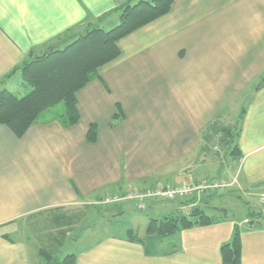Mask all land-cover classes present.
Wrapping results in <instances>:
<instances>
[{
  "label": "crops",
  "instance_id": "0c3cea01",
  "mask_svg": "<svg viewBox=\"0 0 264 264\" xmlns=\"http://www.w3.org/2000/svg\"><path fill=\"white\" fill-rule=\"evenodd\" d=\"M125 1L0 0V86L30 51L42 54L58 44L59 36L83 32ZM173 1L168 14L122 38L121 55L99 68L101 78L78 91L79 123L65 127L55 118L39 120L22 137L0 124V264H37L35 257L43 263L27 234L28 220L40 211L89 206L130 188L175 186L223 175L232 185L181 201L147 202L144 211H156L151 219L189 213L195 207L222 212L208 225L171 235V249L159 248L166 238L131 241L130 226L126 235H106L82 245L77 263L221 264V246L238 231L242 263L264 264V206L258 202L264 189V0ZM114 14L103 22L112 23ZM246 87H251L248 103L236 138L230 140L235 141L230 155L236 172L230 169L212 177L197 171L196 177L178 181L177 176L189 175L188 152L197 148L200 157L208 144L219 148L202 142L209 114H198L186 125L170 123L165 103L169 107L170 99L237 98ZM117 103L126 115L113 128ZM93 122L98 124V138L91 143L87 132ZM214 157L218 161V152L205 154L206 159ZM210 163L212 170L215 165ZM227 194L247 206L243 224L228 216L224 202L215 203ZM132 205L138 209L136 202L128 201L113 213L122 214ZM142 223L148 225V220Z\"/></svg>",
  "mask_w": 264,
  "mask_h": 264
},
{
  "label": "trees",
  "instance_id": "16d2710c",
  "mask_svg": "<svg viewBox=\"0 0 264 264\" xmlns=\"http://www.w3.org/2000/svg\"><path fill=\"white\" fill-rule=\"evenodd\" d=\"M173 3V0H126L115 9L98 16L83 32L70 31L59 36L54 49L49 50V47L42 54L30 51L28 56L5 76L9 78L19 72L22 84L29 87L30 91L19 96L6 88H0V124L6 125L18 137H22L32 125L41 120L47 109L61 102L64 104V111L57 113L54 118L65 127L79 123L81 116L78 91L92 80L101 78L99 68L121 55L118 42L122 38L168 14ZM112 13H118L119 23L107 29L102 22ZM125 115L123 107L117 103L110 125L113 128L119 126ZM87 138L91 143L97 141V123L90 124ZM111 205L94 206L99 209L102 207L98 210V214H102L106 210L116 209L120 204ZM188 214L151 219L146 228L148 240H163L180 229L208 225L213 220L200 207L193 208ZM38 215L45 216L42 221L45 232L42 231V235L51 245V248H39L45 264H78L76 253H67L59 258L52 247L62 244L69 237L87 216V209L75 211L56 207L40 211L31 217ZM128 238L131 241H144L133 229L128 231ZM221 264H243L242 241L238 231L232 241L221 246Z\"/></svg>",
  "mask_w": 264,
  "mask_h": 264
},
{
  "label": "rangeland",
  "instance_id": "374dc122",
  "mask_svg": "<svg viewBox=\"0 0 264 264\" xmlns=\"http://www.w3.org/2000/svg\"><path fill=\"white\" fill-rule=\"evenodd\" d=\"M113 22L110 20L108 22H102L103 26L107 29H110L116 26L119 23V15L118 13L114 14L112 17ZM20 73L17 76H12L9 81L3 83L0 88H6L10 91H13L19 96L26 95L30 91V88L22 84V80L20 77ZM194 82V77L191 78V84ZM251 87H246L245 91L242 92L237 98H179L174 102L170 103L169 107L165 103V109L163 111L168 113L170 119L168 120L170 123L181 121L182 125H186L189 121H194L195 117L198 114H209V119L211 123L208 127L202 129V142L203 143H215L218 151H216L213 145L208 144V148L204 151L200 157H197L198 149L196 148L192 152H188L185 159L188 164V176L183 173L180 176H177L178 181H182V179H190L196 177L197 171H202L201 175H211L212 177H217L218 175L226 174L230 169H234L236 172V160L231 159L230 151L233 149L234 142H230V140L236 138V134L238 132L241 115L243 110L246 108L249 98V92L251 91ZM150 104V103H147ZM157 110L161 111L162 109L157 108ZM64 111V104L58 103L56 106L47 109L43 114L41 120L54 119L57 113H62ZM167 121V120H166ZM165 121V122H166ZM166 127V125H165ZM216 129H219V133H215ZM215 152H218V161L216 157L214 158H205V154L214 155ZM197 157V158H196ZM201 158H203V163L201 164ZM179 161V160H178ZM178 161L176 163H178ZM211 161H213L214 168L211 170L209 167L211 166ZM221 164V165H219ZM237 167V166H236ZM199 169V170H196ZM180 174V173H179ZM226 177L223 175V177ZM218 178V179H220ZM211 179V178H208ZM228 181V180H227ZM230 182V181H229ZM162 186V185H159ZM124 188L129 187V184L124 183ZM151 187L145 186L143 188H130L129 190L138 189L142 190L144 188ZM127 190V191H129ZM111 191V190H110ZM126 191V192H127ZM117 193V192H116ZM125 193V192H124ZM114 194V193H113ZM107 194L101 199L92 201V205H96L97 201L103 200L108 195ZM123 194V193H122ZM128 202V201H125ZM225 203V207L228 209V216L231 218H237L240 224L244 223V216L247 212V206L245 203L238 197H232L230 195H224L223 198L219 199L215 203ZM259 202V201H258ZM173 203V201H169L168 204ZM130 204V203H129ZM132 204V203H131ZM92 205H83L78 204L74 206H70L71 210H86L87 216L84 220L72 231L67 239L63 241L62 244H56L53 246V251L57 253L59 258H62L67 253H76L80 247L84 244L90 243L95 238H102L106 235H126L127 229L134 228V232L140 238H142L146 243L149 242L146 236V229L148 225H144L143 220L147 219L148 224L150 223V219L152 214L154 215L156 211H140L134 205L132 208L126 209L122 214H114L115 210L109 209V214L106 215H96L98 210L102 209V207L96 208V206ZM107 205V204H106ZM111 205V204H109ZM212 206L214 203L211 204ZM112 206V205H111ZM108 206V207H111ZM155 206V205H154ZM86 208V209H85ZM206 213L211 217H219L222 212L217 211L215 209H207ZM188 214V212L182 211L180 214L174 213V215L183 216ZM189 215V214H188ZM232 215V216H231ZM238 216V217H237ZM163 217V216H162ZM45 216H36L28 220L27 226V234L30 237V247L36 253L37 250L41 247H49L51 245L45 241L43 238L42 231L45 232L44 227L42 226V221ZM142 221V222H141ZM137 224V225H136ZM128 225V226H127ZM43 227V228H42ZM82 229V230H81ZM145 229V230H144ZM77 233H80L81 239H75ZM44 240V241H43ZM175 239L171 236L167 237L165 241L159 246L162 251H166L171 249L175 244ZM158 248V250H159ZM42 256V255H41ZM43 263L45 264V260L42 256ZM35 261L38 264V259L35 257Z\"/></svg>",
  "mask_w": 264,
  "mask_h": 264
},
{
  "label": "built area",
  "instance_id": "2783aa9c",
  "mask_svg": "<svg viewBox=\"0 0 264 264\" xmlns=\"http://www.w3.org/2000/svg\"><path fill=\"white\" fill-rule=\"evenodd\" d=\"M232 185L225 178L204 179L200 181H186L175 186H151L142 190L133 189L123 194H113L106 196L103 200L97 201L99 204H120L125 201H134L139 210L147 208V202L153 199L160 200H183L189 196L202 195L213 192ZM258 200L264 206V189L258 193Z\"/></svg>",
  "mask_w": 264,
  "mask_h": 264
},
{
  "label": "water",
  "instance_id": "95a60500",
  "mask_svg": "<svg viewBox=\"0 0 264 264\" xmlns=\"http://www.w3.org/2000/svg\"><path fill=\"white\" fill-rule=\"evenodd\" d=\"M52 49H54V47H50V48H49V50H52Z\"/></svg>",
  "mask_w": 264,
  "mask_h": 264
}]
</instances>
